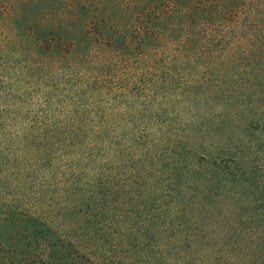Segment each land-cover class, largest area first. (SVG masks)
Returning <instances> with one entry per match:
<instances>
[{
    "label": "trees",
    "instance_id": "obj_1",
    "mask_svg": "<svg viewBox=\"0 0 264 264\" xmlns=\"http://www.w3.org/2000/svg\"><path fill=\"white\" fill-rule=\"evenodd\" d=\"M0 264H264V0H0Z\"/></svg>",
    "mask_w": 264,
    "mask_h": 264
}]
</instances>
